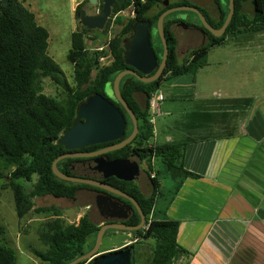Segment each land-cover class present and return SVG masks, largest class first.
<instances>
[{
	"label": "trees",
	"instance_id": "1",
	"mask_svg": "<svg viewBox=\"0 0 264 264\" xmlns=\"http://www.w3.org/2000/svg\"><path fill=\"white\" fill-rule=\"evenodd\" d=\"M162 1L125 0L121 4L115 3L112 6V15L131 6L134 16L127 20L120 34L107 43V53L111 58L108 65L99 64V59L106 51L92 52L86 47L85 35L89 32L88 29L82 27V31L72 32L67 60L73 65L75 85L70 87L60 67L47 55L48 31L36 23L33 13L19 0H0V167L11 169L7 186L13 192L15 211L19 218L31 210L34 197L50 195L55 198L72 199L77 190L86 186L56 178L51 171V164L56 157L64 153L58 139L73 125L78 106L89 96L101 94L110 99L120 108L126 119L122 139L131 133L132 124L129 116L113 99L112 82L119 72L129 68L124 61V49L126 40L132 32V26L136 22L148 21L151 24L149 40L160 63L162 46L154 29L157 18L163 10L159 9L153 16L151 13ZM216 1L220 11L219 27L227 14L228 0ZM100 2L101 9L102 0ZM244 3L245 0H234V14L225 33L218 38L209 35L206 44L191 51L188 55L189 60L181 63L176 55V38L170 30L172 17L167 16L164 19V38L168 55L160 78L151 83H143L128 75L120 81V93L138 120L139 137L145 146L131 150L128 144L120 150L107 153L106 157L114 160L126 158L133 153L140 159H147L150 171L153 170L150 162L154 160L156 168L154 177L150 178L153 191L149 197H144L131 182L115 178L103 182L133 197L146 216L153 212L160 194L159 178H169L172 181L169 190L171 194L165 199L164 209H167L187 178H200L199 175L184 168L187 142L147 143L152 136V126L149 121L150 98L159 90L162 82L187 73L194 74L205 63L209 49L221 44L226 36L245 30H264V0H251L253 9L251 17L242 11ZM80 10L81 4L76 8L78 17ZM115 22L121 23L122 19L118 17ZM93 70L96 73L91 78ZM42 77L50 78L67 92L66 103L62 104L41 93L40 78ZM137 95L143 97V102L137 99ZM112 143L92 145L85 150L106 147ZM71 163V159H64L57 163V167L61 172L70 174L67 169ZM33 176H36V181L26 193L23 183L31 182ZM37 211L58 216L60 210L50 206ZM138 220L139 216L135 213L132 221L127 224L134 225ZM180 224L181 221L177 219L149 220L147 217L145 228L133 232L137 236L133 237L135 241L130 244L131 264H142L144 258L146 264H174L182 255L189 254L177 243ZM48 225L51 226L50 231L39 235L46 250L34 252L40 260L39 264H68L87 253L94 245L99 228L89 215H83L77 225L64 226L57 221ZM3 233L0 225V264H16L14 250L3 243ZM147 240L152 241L151 245L146 244Z\"/></svg>",
	"mask_w": 264,
	"mask_h": 264
},
{
	"label": "crops",
	"instance_id": "2",
	"mask_svg": "<svg viewBox=\"0 0 264 264\" xmlns=\"http://www.w3.org/2000/svg\"><path fill=\"white\" fill-rule=\"evenodd\" d=\"M242 11L253 15L251 0ZM226 43L230 64L219 51ZM206 59L194 74L161 83L164 99L149 118L155 135L156 119L180 107L187 137L175 142H187L184 168L200 176L187 178L159 213L181 221L177 243L189 254L174 264H264V30L226 36Z\"/></svg>",
	"mask_w": 264,
	"mask_h": 264
},
{
	"label": "water",
	"instance_id": "3",
	"mask_svg": "<svg viewBox=\"0 0 264 264\" xmlns=\"http://www.w3.org/2000/svg\"><path fill=\"white\" fill-rule=\"evenodd\" d=\"M90 1L93 3L97 2V0ZM124 1L102 0L101 9L94 15H89L84 10H80L79 20L81 25L88 30H102L111 15L112 6L115 3L121 4ZM163 5L167 6L168 0H164ZM177 12H190L194 14L201 26L212 36L218 38L224 34L233 17L234 0L227 1V14L221 27L218 29H214L209 25L205 16L196 5H180L164 10L158 16L154 29L162 46L160 63L157 61V57L149 40L151 24L148 21H140L132 26V32L126 40L124 49V61L129 68L119 72L112 82L113 99L123 108L131 120L132 131L126 138L122 139L125 133L126 119L120 108L115 106L110 99L101 94H94L78 106L75 122L61 136L59 143L66 149H79L96 144L113 143L91 152L63 153L59 155L51 164L53 175L65 182L100 189L103 194L91 193L79 189L71 199L88 207L90 211L107 213L117 210L119 203L114 196H118L130 201L137 210L141 221L136 226H129L115 221L102 223L96 233L93 247L87 253L68 264H78L86 261H89L88 264H131L132 262L131 243L122 249L98 254L106 231H125L129 232L131 236V232L141 229L145 222V217L140 206L133 197L103 182L108 177H114L118 180L128 182L136 181L138 177L137 163L131 160V158L109 160L106 154L124 148L134 140L138 133V120L120 93V81L128 75L135 77L143 83H151L160 78L165 69L168 55L167 43L164 38V19L168 15ZM151 73L153 74L151 75ZM78 158L87 159L81 165L85 170L77 172L71 171L70 174H65L57 167V163L61 160ZM85 174H90V176Z\"/></svg>",
	"mask_w": 264,
	"mask_h": 264
},
{
	"label": "rangeland",
	"instance_id": "4",
	"mask_svg": "<svg viewBox=\"0 0 264 264\" xmlns=\"http://www.w3.org/2000/svg\"><path fill=\"white\" fill-rule=\"evenodd\" d=\"M30 12L33 13L35 21L38 25L44 27L48 33V48L47 55L60 67L63 72V76L66 79L70 87H74L73 79V65L67 60L68 52L71 48V33L74 31H82V25L80 24L79 17L76 13V8L81 4V10H84L89 15H94L100 10V1L96 3L90 0H19ZM78 1V2H76ZM81 1V2H79ZM171 3L177 0H170ZM76 2V3H75ZM75 3V4H74ZM160 7H155L152 10L151 15H155ZM190 17H194L193 14L187 12ZM134 16L133 8L130 6L124 10L116 12L111 15L105 23L102 30H89L85 35V44L90 51H103L106 53L99 59L100 66L110 64L111 58L107 53V43L114 36L120 34L123 26L129 18ZM122 19L121 23H116V18ZM158 38V36H157ZM159 39V38H158ZM233 46V45H232ZM231 44L226 43L219 49L220 55L226 56L228 64L231 63L232 54L230 48ZM189 60L188 56H180L179 59ZM256 63L261 61L263 57L261 54H255ZM183 60V61H184ZM207 60V59H206ZM205 60V62H207ZM182 61V62H183ZM96 71L93 70L91 78L95 76ZM199 72L198 80H202ZM41 93L53 98L60 103H66L68 100V94L55 82L48 77L40 78ZM162 88V86H161ZM181 98L179 94L176 95ZM139 100L143 102V97L139 95ZM180 107L175 108V112L166 121L163 118H157L154 122L155 135L153 134L152 140L155 143H162L166 141H177L186 138L185 131L180 127L182 118L180 115ZM156 111V110H155ZM152 114V113H151ZM150 114V116H151ZM140 123V122H139ZM178 124V125H176ZM171 125V126H170ZM152 126V125H151ZM172 127V129H171ZM179 127V128H178ZM140 132L138 131L134 140L129 144L131 150L139 149L145 146L139 137ZM148 144H153L150 140ZM151 169L147 162L146 170L147 175L150 173L154 177V170L156 168L155 161L151 162ZM144 167L145 165L142 164ZM11 169H3L0 167V225L3 228V243L8 247L12 248L16 256V264H39L40 260L34 255V252H44L46 246H44L39 238L40 233L50 231L51 226L48 224L51 222H59L62 225H77L79 219L83 215H89L90 219L97 224L101 225V222H106V217L96 215V212L90 211L88 207L83 206L80 202L68 200V199H56L52 196L34 197L32 198L33 206L31 210L23 217L19 218L15 211L14 196L12 190L7 186L9 181V173ZM148 175V178H153ZM36 181V176L32 177L31 182H24V191L28 193L33 182ZM138 184L139 180L136 181ZM160 188L158 192L163 196L154 206L153 212L149 214L148 219H164L168 218L161 213L159 209L165 206L166 200L170 196V189L172 181L169 178H159ZM144 188L152 193V183L148 186L143 184ZM163 192L161 191V188ZM159 194V195H160ZM158 195V197H159ZM157 197V196H156ZM53 206L58 208V216H53L51 213L44 214L37 210L44 207ZM130 235L127 232L108 230L107 234L104 235L101 242L98 254H104L113 250L121 249L128 245L132 241H129ZM131 238V237H130ZM132 239V238H131ZM144 241V240H142ZM146 242V241H145ZM152 241L147 240L148 245H151ZM145 258L142 260V264H146Z\"/></svg>",
	"mask_w": 264,
	"mask_h": 264
},
{
	"label": "flooded vegetation",
	"instance_id": "5",
	"mask_svg": "<svg viewBox=\"0 0 264 264\" xmlns=\"http://www.w3.org/2000/svg\"><path fill=\"white\" fill-rule=\"evenodd\" d=\"M163 2H164V0L159 4L160 9H162L163 11L170 8V7H174V6L196 5L200 9V11L203 13V15L205 16L207 22L209 23V25L211 27H213L214 29H218L221 27V26L218 27L220 11H219L218 3L216 0H177L176 2H173V3H171V1L168 0L167 6H164ZM170 16L172 17L170 30L173 32V34L176 38V55L177 56H180L181 54H186V56H188L191 51L199 48L200 46H202L204 44H206L207 39L209 38V35H211V34L201 26L200 22L198 21V19L196 18V16L194 14H193L194 17H190L187 12H177V13L170 14ZM152 74L153 73H151V75ZM61 136H60V138H61ZM59 139H58V142H59ZM62 147L64 149V153L91 152V151H95V150L104 148V147H101V148L94 149V150H85L91 146L82 147L79 149H74V148L66 149L63 145H62ZM126 158H131V160H134L138 165V168H137L138 169L137 170L138 177H137L136 181L141 180L142 183L144 182L145 185L148 186L150 184L151 180H149L148 176H147V170H146V165L148 162L147 159H140L139 157H137L133 153H131ZM119 159H123V158H119ZM71 160H72V163H71L70 167L67 169V171L69 173H71V171L77 172V171L85 170L84 167L81 165H82V163H84L87 160L86 158H78V159H71ZM142 164L145 166L143 167ZM60 168L62 169L63 167L61 166ZM85 175L90 176V174H85ZM111 178H114V177H108V178L104 179L103 181H105L107 179H111ZM120 181H122V180H120ZM136 181H131V183H133L136 186V189L140 192V194L142 196L149 197L151 195V193L148 190H146V188H144L145 187L144 185L141 186L142 183L139 182L140 184H138ZM125 182H128V181H125ZM80 189L89 191L91 193H97V194L102 193V191L100 189L90 187V186H85V187L80 188ZM121 192H123V191H121ZM123 193H126V192H123ZM114 198L119 203V208L117 210H114L113 212H107V213H104V212L103 213H96V215H99L102 217L105 216L106 222L115 221V222H122V223L128 225L127 223L132 221V218L134 217L135 213L138 214L137 210L130 203V201H128L127 199L122 198V197H118V196H114ZM56 199H67V198H56ZM140 209H141V207H140ZM141 211H142V209H141ZM142 213H143V211H142ZM143 215L145 217V222H144L143 227L141 229L145 228L146 219L148 217L144 213H143ZM138 216H139V214H138ZM140 221L141 220H140V216H139L138 222L134 225L129 224V226H136L140 223ZM102 223H104V222H101V224ZM141 229H139V230H141ZM127 233L129 234V232H127ZM135 236H137L136 233L133 234V232H131L130 237L133 239V237H135Z\"/></svg>",
	"mask_w": 264,
	"mask_h": 264
},
{
	"label": "built area",
	"instance_id": "6",
	"mask_svg": "<svg viewBox=\"0 0 264 264\" xmlns=\"http://www.w3.org/2000/svg\"><path fill=\"white\" fill-rule=\"evenodd\" d=\"M103 59V58H100ZM164 99V96L161 92L157 91L154 93L149 101V106H150V112L153 113L157 108H158V101H162ZM150 177H153V175H149ZM89 261L84 262V264H88Z\"/></svg>",
	"mask_w": 264,
	"mask_h": 264
}]
</instances>
